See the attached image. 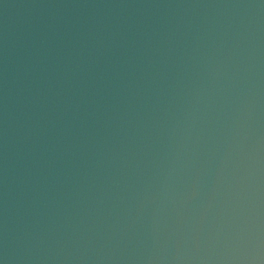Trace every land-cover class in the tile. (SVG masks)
<instances>
[{
    "label": "clouds",
    "instance_id": "clouds-1",
    "mask_svg": "<svg viewBox=\"0 0 264 264\" xmlns=\"http://www.w3.org/2000/svg\"><path fill=\"white\" fill-rule=\"evenodd\" d=\"M0 264H264V0H0Z\"/></svg>",
    "mask_w": 264,
    "mask_h": 264
}]
</instances>
